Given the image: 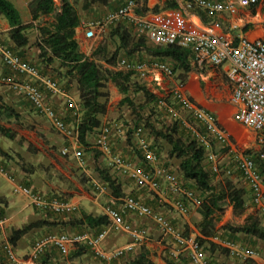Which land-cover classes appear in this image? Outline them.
<instances>
[{
    "label": "built area",
    "instance_id": "2783aa9c",
    "mask_svg": "<svg viewBox=\"0 0 264 264\" xmlns=\"http://www.w3.org/2000/svg\"><path fill=\"white\" fill-rule=\"evenodd\" d=\"M174 1L177 7L154 11L152 9L142 10L141 4H137L135 0H125L115 11L102 19L82 18L79 26L82 28L84 38L91 40L97 34L105 33L111 24L125 22L133 27L134 32L144 34L148 42L152 44L189 48L191 61L195 67L202 68L207 64L214 66L228 64L226 76L231 88L229 101L233 108V119L254 133H264V37L249 39L243 35H227L223 31L219 16L222 13L235 15L240 8L258 6L262 0ZM192 11L196 19L190 18L188 12ZM199 11L204 12L206 20L198 16ZM0 61L16 75V78L0 75V83L10 86L24 96L31 103L32 108L68 140V144L62 148L61 153L67 155L72 150V156L80 166H84L82 152L77 149L78 140L75 128L69 127L47 97L48 93L60 95L71 114L78 116V105L70 92L61 88L51 78L41 75L33 64L21 59L2 43H0ZM118 68L132 71L152 92L159 88L168 90L180 108L191 115L196 120V124H202L204 133L198 130L200 125L194 122L186 126L203 146L208 148L209 139L212 138L228 147V131L217 123L213 112L200 107L187 96L184 91V80L178 78L167 63L157 59L120 58ZM167 79L171 84L167 83L164 86L163 81ZM159 98V104L163 105V100ZM120 127L117 120L102 123L95 138L94 146L106 157L108 167L130 179L139 188L162 196H172V206L181 215L188 214V204L200 205V199L181 184L179 176L160 164L156 151L151 146V142L146 139L141 126L134 127L131 135L148 169L138 164L140 159L133 161L113 153L110 140L116 132L122 131ZM228 152L232 155L234 170L239 173L250 190L252 206L259 215H264V180L257 172L252 154L237 152L232 148H229ZM207 159L213 172L218 174L221 169L218 165L217 154L209 149ZM2 172L4 170L0 165V173ZM231 173L230 169L226 170V174ZM92 186L97 192L104 190V186L98 181H93ZM12 193L28 197L30 202L41 210L65 214L75 210V205L69 201L51 197L21 182L13 183ZM129 213L150 219L163 235L171 238L176 247L188 256L191 264H213L196 235L185 234L176 229L164 214L132 195L122 198L118 207L107 206L104 209L108 224L96 235L51 232L36 238L26 257L17 256L14 248L7 241L4 249L12 264H37L38 255L53 246L64 257L63 264H72L69 258L70 251L86 244L101 260L110 262L120 257L125 251L131 250L134 244L130 243L109 251L104 250L100 244L109 232L126 233L134 243L145 238L144 228L134 227L124 218ZM211 240L241 260L252 258L255 255L252 249L242 248L231 240H222L218 237H213Z\"/></svg>",
    "mask_w": 264,
    "mask_h": 264
},
{
    "label": "trees",
    "instance_id": "16d2710c",
    "mask_svg": "<svg viewBox=\"0 0 264 264\" xmlns=\"http://www.w3.org/2000/svg\"><path fill=\"white\" fill-rule=\"evenodd\" d=\"M79 1L81 2V8L83 10L88 11L93 6H102L112 10L110 12L112 13L125 0H59V4H56L54 0H27V7L31 15V22L27 24H23L19 10L10 0H0V15L6 20L10 27L8 30L9 44H4L1 41L0 43L10 48L21 59L30 62V58L25 56L24 52L25 48L29 45V38L26 30L34 27L33 29L36 30V36L31 46H35L37 49V59L40 67L38 68L35 63H31L32 61L30 63L33 64L43 76H48L47 74L56 72L53 76L58 78V80L64 79L67 80V82L74 80L76 83L78 90L77 104L79 116L72 115L71 111H69V113L75 125L74 128L77 133L79 144L87 145V136L95 131L98 133L102 125L100 117L105 114L107 110L108 93L105 90V85L107 81H111L122 94L119 104L127 105L131 112L137 115L134 124L130 125L127 129V134L142 162V167L148 169V165L145 164V161L137 149L136 142L132 139L131 132L136 126H141L144 131L143 125L139 124L142 119L137 109H143L146 105L145 102H152L160 106V98L148 89L132 71L118 68V57L123 53L125 56L121 58L136 59L132 58L134 54L145 51L157 60L167 63L173 72H175V74L177 73L176 76L178 78L185 80L187 72L191 69V51L189 48L176 45L161 46L152 44L148 42L144 34L134 32L130 24L117 22L108 27V31L104 34L105 37L101 43L94 48L89 55H85L80 50L79 43L75 38V29L81 22V15L75 6ZM135 1L137 4H141L142 10H159L157 6L149 8L147 6V0ZM164 7H177V4L174 0H166L164 2ZM199 14L202 19H204V13L199 11ZM42 17H47L48 19L42 20ZM110 41L113 43V50L111 51L108 49ZM104 63L107 66H104ZM48 66H52V71H48ZM3 68L5 71L4 73H0V75L16 78V75L6 65H3ZM51 79L59 84L56 79ZM11 89L22 96L15 89ZM136 93H141L144 98V103L136 104L132 98V95ZM22 97L32 106L24 96ZM18 117L19 113L12 106L0 103V121L16 120ZM188 117L190 122L196 124V120H194L191 115L188 114ZM173 119V122L166 124L164 128L161 129H155L149 121V118H145V125L150 128L152 133V140H150L151 146L155 149L160 164L169 168L171 172L176 173L179 176L181 184L186 189L191 190L201 201L198 208L201 217L197 226L200 234L196 235V238L203 246V249L205 243L211 244V238L213 237H218L222 240L228 239L237 245L245 241V238H253L255 241H260L262 246L261 251L264 252V215L248 213L244 217L242 224L226 226L229 237L231 238L222 237L218 234L216 222L219 219V215L224 212L226 207H231L234 216L245 214L246 191L243 187L235 185L232 180L228 178L229 175L215 183L212 177L217 174L213 172L211 164L207 159V151L212 149V144L215 141L210 138V146L206 148L193 136L189 129L186 130L181 125V119H179V117L175 116ZM196 125H200L198 126V130L204 133L205 130L202 124L197 123ZM0 132L8 137L13 136L12 133L5 130L2 126H0ZM160 141H163L166 147L164 150H162V146H160ZM110 147L113 153L119 154L114 152L112 146ZM162 151H165L164 156L162 155ZM98 153L102 157L104 156L97 150L96 154ZM262 155V152H257L255 155H252V158L255 162L257 172L264 180V158ZM121 156L124 157L123 155ZM174 159L177 161L175 164H173ZM97 161V158H95L94 162H96V164L94 169L97 171L98 178L101 182L98 180L96 181L107 187L114 197L120 199V203L121 199L126 195H132L138 198L135 192L131 191L129 194H126L121 181L110 173V167L106 164L103 166V164H99ZM232 165L234 167V163H232ZM222 171L220 173H223ZM128 180L131 182L130 179ZM24 185L28 186L27 183H24ZM137 189L142 188L137 187ZM50 196L62 199L57 193H50ZM249 198L252 205L251 193ZM144 203L148 205L146 202ZM110 207L116 208L115 205ZM44 211L51 214L73 216L66 222V224L72 228L71 233H67L66 231L60 233H89L91 235H96L108 224V218L104 213L97 215L82 213L79 216H74L76 210L68 214L54 213L49 210ZM46 223L47 222L43 220H36L12 229L7 238V242L14 248L21 237ZM48 233L51 232L45 234ZM186 233L187 232H185V234ZM255 241L252 247L246 246L244 248L253 249L256 247ZM5 242L0 246V264H12L4 249ZM85 250H89L94 254L89 246L83 244L73 249L69 253V257L71 259L78 257L84 253ZM56 253L60 254L57 248L53 246L45 249L38 255L36 263L52 264L53 256H55ZM184 255V257L188 258L186 254ZM125 256H128V258L124 259L122 264H155L150 256L149 250L145 246H140L137 250H135V246H133L131 250L125 251L120 257L110 261L109 264L117 262L120 258ZM96 257L101 260L98 256ZM166 261L167 264H187V262L182 259L173 260L169 258ZM188 262L191 264L189 259Z\"/></svg>",
    "mask_w": 264,
    "mask_h": 264
},
{
    "label": "crops",
    "instance_id": "0c3cea01",
    "mask_svg": "<svg viewBox=\"0 0 264 264\" xmlns=\"http://www.w3.org/2000/svg\"><path fill=\"white\" fill-rule=\"evenodd\" d=\"M10 1L16 6L19 12H20V7L26 2L25 0H23L24 2L23 1L20 2V0H10ZM165 1L166 0H147V6L149 8H152V6L154 5H160V7H158L159 9L165 8L164 7ZM263 1L264 0H262L260 4L255 7L240 8L238 13L235 15H228L227 13L220 14L219 16L222 21L223 31H225V33L230 36L243 35L245 37H248L249 39L264 37V24H263V20H261L262 17H261V13L259 9ZM188 14H190L191 19H196V16L193 11L188 12ZM198 16L201 17L200 14ZM21 19H22L23 24H27L31 22V20L23 21L22 15H21ZM206 19L207 18L204 14L203 20H206ZM9 29L10 27L8 23L0 15V41L1 42H3L2 39L4 37H6V39L9 40V37H8ZM75 38L79 43L80 50L85 55H89L90 48L86 45V42H85L86 39L83 36V31H82L81 26L76 27ZM149 56L151 57L150 59L155 58L152 55H149ZM135 60H144V59L142 58V59H135ZM227 65L228 64L214 66V65L207 64L203 66L202 68H198L192 64V61L190 59L191 69L187 72L186 78L184 80L185 82L184 91L187 94V96L200 107L213 112L214 115H216L215 117H217L218 120L220 121H224L226 117L228 116V114H230L231 111L233 110L231 103L229 101L231 88H230V83L226 76ZM47 69L48 71H50L52 69V66H48ZM4 71L5 70L0 61V73H4ZM55 74L56 72H54L52 75H55ZM63 82L65 83L63 89L66 90L67 92H72L73 94L75 93L74 99L78 101V90H77L75 81L71 80L70 82H67V80H65ZM163 83H164V86L167 85V83L171 84L170 80L168 79L164 80ZM47 97H49L48 98L49 101L52 102V105H54V107H56L59 115L68 123L69 127L73 128L75 125L73 123L72 116L69 113L70 110L64 104L63 98L60 95H51L49 93L47 94ZM118 98H120V96H118ZM60 100H62V102H60ZM17 101H18L17 93L14 90H12L9 86L0 83V103H4L9 106H12L18 113H20L18 110L19 107L17 106ZM111 103H113L112 99H110L107 103V110L105 114H103L100 117L101 123L111 121V120H107V117L113 116L116 114L114 112L109 111V109L114 107V104L110 106ZM0 122H3V121H0ZM236 125L239 128L241 127V129H244L245 131L252 132L250 129L241 126L238 122L235 121L233 123V126L235 127ZM12 129H14V126H12ZM0 136H1V132H0ZM96 136H97V133L95 135V138ZM113 136L111 137V140H110L111 146H112ZM13 138L18 139V135H16ZM46 144L47 142H44V145ZM67 144H68V140L65 139L64 145H67ZM81 146L82 144L78 143L77 149H79L80 151L82 148ZM0 152H1L0 162L5 161L6 160L5 157L7 158L8 155L10 156V154L7 151V148H3L2 146H0ZM62 158L63 159L61 158L58 159L62 166L57 165V168L59 170L57 176H53V175L51 176L48 174L39 176V174L36 175L35 172L32 174L31 172H27V173H22L18 178L12 175L11 171L5 170L4 167L0 164L4 170V172L0 173V219H1L0 242H3L4 240L8 238L12 229L18 228L25 223H29L31 221H36V220H43L47 222L41 227L35 228L34 230L24 235L17 241L16 245L14 246V251H16V254L19 257H26V255L29 253V252L27 253L25 252L26 249H29L28 251H30L34 240L47 232H59V233L63 231L71 232L72 228L68 224H66V222L73 216L51 214V213L45 212L44 210H41L40 208L34 206L30 202L28 197L23 196L21 194L12 193L13 183H19V182H21L22 184L27 183L28 186L31 187L32 189L34 190L38 189L37 191L45 193L46 195H50L49 194L50 192L59 193L58 195L60 197H62L63 199L75 205L76 212L74 213V216H79L82 213H89L92 215L103 214L104 209L107 206L115 205L116 207H118L121 204L120 199L114 197L107 187L104 186L103 192H97L95 191V189H93L92 182L96 180L100 181V179L98 178L97 171L94 169L96 162L94 161L92 162V165H93L92 168L87 167V164L84 163V166H81L82 167L81 169L82 171H85L86 174L85 175L82 174V176L79 179L78 178L79 173L76 170V167H78V165L76 164L74 159L70 156L69 157L64 156ZM1 163L3 165L5 164L4 162H1ZM141 163H142L141 161H138V164H141ZM219 163L221 166V162ZM5 168L8 169L6 166ZM233 168L234 167L232 163H229V162L225 163L223 166H221V171L223 170L222 171L223 173L221 174L223 175V177H226L227 175H229L228 178L232 180V182L235 185L241 186L245 189L246 205L247 204L251 205L250 198H249L250 190L248 186L244 183L241 176L235 170L233 171ZM227 169H230L232 173L226 174ZM79 171L81 170L79 169ZM115 176L118 178V180H120V177H118L117 175H114V177ZM133 189H134L133 187H129L127 190L128 192H125V193L129 194L131 191L135 192L136 193L135 195H137L139 199H141L144 202L147 201V198H145V191H148V190L142 189L144 191L141 192L140 189H137V190H133ZM152 196H153L152 198L157 202V205L153 206L152 204L148 202L146 203L151 208L155 209L158 212H161L167 218H169L171 224L176 229H179L181 231H184V232H187L193 235L200 234L198 227H197L198 222H196L201 217L198 212L199 205L188 204L189 213L186 215H181L178 212H176L172 206V201H173L172 196L170 195H168V197L162 196L154 192ZM144 198L146 199V201L144 200ZM150 200H152L151 197H150ZM228 208L231 211V207H228ZM247 214L248 213L245 212L244 215L246 216ZM178 216L181 218L180 220L181 222H178L177 220H175L176 218H178ZM134 217H137V216H135L132 213H129V214H126V217L124 218L128 222H130L134 227L143 228L141 225H138L137 223L134 224L135 223ZM137 218H141V217H137ZM217 222H216V228L219 229L221 225L217 224ZM242 222L243 220L241 221V224ZM115 233H122V232H109L107 236L101 241L100 246L102 249L109 251L116 247L123 246L121 245V242L119 240H116V238L113 236ZM122 234L126 235V233H122ZM160 235H161L160 238H156V240L151 239L150 242H146L145 244L141 245V246H145L149 250L150 256L155 262V264H167L166 260L169 258L173 260L182 259L183 261L187 262V264H189L188 258L184 257L185 256L184 253L181 252L176 247L172 239L163 235L162 233ZM211 241L213 243L211 242V244L209 245V249L208 250L205 249V250L213 264H242V261H239L237 257L235 258V256L231 255L228 252V250H226L220 244H218L214 240H211ZM254 241L255 240L253 238L252 239L245 238V241L238 243V245L243 248L246 246L252 247V244L254 243ZM255 243L259 245L260 248L262 247L259 240H256ZM259 254L260 255L255 253V255L252 257L253 260L256 262L255 264H264V252L260 251ZM86 256L87 257L89 256V259L96 258L98 260V258L94 254H92L91 251L89 250H85V252L79 255L78 257H80L81 259H84ZM102 262H105V261H102ZM107 263L109 264V262ZM243 264H251V263L246 262Z\"/></svg>",
    "mask_w": 264,
    "mask_h": 264
},
{
    "label": "rangeland",
    "instance_id": "374dc122",
    "mask_svg": "<svg viewBox=\"0 0 264 264\" xmlns=\"http://www.w3.org/2000/svg\"><path fill=\"white\" fill-rule=\"evenodd\" d=\"M22 1L23 0H20V2ZM25 1L26 2L20 7V14L22 15L23 21H30L31 15L27 7V0ZM55 3L59 4V0H55ZM263 3H261L262 5L259 7V9H260L261 17H262L261 20H263V24H264V4ZM75 6L81 15V18H85V19H100L112 11L102 6H93L88 11L83 10L81 8L80 1L77 2ZM154 6L160 7V5H154ZM42 18H43L42 20L48 19L47 17H42ZM106 32L103 33L102 35L97 34L96 37L91 40H88V39L85 40L86 45L90 48L89 54L92 52L94 48H96L101 43V41L105 37L104 34H106ZM26 33L29 38V45L24 50L25 56L29 57L30 62L32 61L31 63H35L37 67L39 68L40 64L37 59V49L35 46L34 47L31 46L36 36V30L32 28H28L26 30ZM2 40L5 44H9V40L6 39V37H4ZM108 49L109 51L113 50V43L111 41L108 45ZM124 56L125 55L121 53L118 58L120 59L121 57H124ZM132 58H136V59L143 58L144 60H151L150 59L151 57L145 51H141L138 54H134ZM104 66H107V65L104 63ZM47 75L50 78L56 79L59 83V86L64 88V84H65L63 82L65 81L64 79L58 80V78H56L52 74H47ZM105 90L108 93L107 100L108 101L110 99L113 100V103H111L110 106L114 104V107L109 109V111L116 113L113 116H108L107 120H112V119L117 120L121 126L120 128L122 129L121 132H116L114 134L112 138V148L114 152L119 153L126 158H129L132 160H138L139 156L137 152L135 151V149L133 148L132 141L131 139H129V136L127 134V129L129 128L130 125L134 124V120L137 119V115L136 114L134 115V113H132L131 110L127 107V105L119 104V100L121 99L122 94L118 91L116 86L111 81L106 82ZM153 92L157 95V97H161L164 104L157 106L152 102L150 103L145 102L146 105L143 107V109L141 110L137 109V111H139L138 113H140V118L142 119V121H140L139 124L143 125L144 127V133H145L146 139L149 141L152 140V137H151L152 133L150 131V128H148L145 125V118H149V121L151 122V124L154 126L155 129H161V128H164L166 124L173 122L174 121L173 117L176 116V117H179V119H181L180 121L181 125L187 130L188 128L186 124L190 123L188 114L185 110L180 108V106L177 104L176 100L170 95L168 90H166L165 88L155 89ZM70 93H71V96L74 98L75 93L74 94L72 92ZM118 96H120V98H118ZM17 97H18L17 106L19 107L18 110L20 112L19 117L16 120L11 119V120H4L3 122H0V125L4 127L8 132L12 133L13 137L18 135V139H16L13 137L5 136L1 133L0 146H2L3 148H7V151L10 154V156L8 155L7 158L5 157L6 160L3 159L5 161H1L5 163L4 165L0 162V164L4 167V169L11 171L12 175L18 178L22 173H27V172H31V174L35 172L36 175L39 174V176H43L44 174H48L51 176L52 175L57 176L59 172L57 165L62 166L58 159L60 158L63 159L62 157L64 156L65 157L70 156L74 159V161L78 165V167H76V170L79 173L78 178L80 179L82 174L85 175L86 174L85 171H82L81 169L82 167L78 164L77 160L72 156V153H71L72 150H70L67 155H63L61 153L62 148L65 146L64 145L65 137L62 136L59 132H57L43 116L39 115L32 108V106H30L23 99L22 96L17 94ZM132 98L136 102V104L144 103V98L141 95V93L133 94ZM60 102H62V100H60ZM75 102L77 103L76 99H75ZM216 119H217V123L221 127L225 128L229 133L228 142H227L228 147L216 141L212 144V147H211L212 152L217 154V161H218V165L220 169H221V166H223L225 163H228V162L232 163V155L230 152H228L229 148H232L236 150L237 152L249 153L252 155H255L257 152H262L263 153L262 157L264 158V133H254V132L245 131L244 129H241V127L239 128L237 125L234 127L233 123L235 122V120L233 119L232 111L230 114H228V116L226 117L224 121L218 120L217 117ZM12 126H14V129H12ZM96 133L97 131L89 134L86 140L87 145L81 146L82 147L81 152L83 154L84 161L87 164V167H91V168L93 166L92 162L95 160V158H97L98 160L97 162L99 164H103L104 166V162H105V164L107 165L106 158L104 156L102 157L101 155H99V153L96 154L97 150L94 146V142H95L94 140H95ZM44 142H47V144L44 145ZM159 143H160V146H162V150H164L166 147L163 141H160ZM164 153L165 151H162L163 156H164ZM176 162L177 161L174 159L173 164H175ZM219 162H221V166ZM5 166L8 169H6ZM79 169L81 171H79ZM110 171L113 175H117L118 177H120V181L122 183V186L124 187V192H128L127 190L129 187H133L134 188L133 190H137V187L134 186L132 182H130L125 177H121L120 174L116 170L110 168ZM220 172L217 175H214L212 177L215 183L218 180L223 178V175ZM140 190L141 192L144 191L142 189ZM50 193H53V192H50ZM152 195H153V192L145 191V198H147V201L145 198L144 200L152 204L153 206H155L157 205V202L152 198L153 197ZM150 197L152 200H150ZM246 213L259 214L254 209V207L249 204L246 205ZM179 216L175 220H177L178 222H181L180 221L181 218ZM244 216H245L244 214L241 216H234L232 214V210L230 211V209L226 207L224 209V212L219 215L217 224H220L221 227H219L218 229V234L222 237L231 238L229 237L226 226H230V225L235 226V225L241 224V221L244 219ZM199 220L196 222H199ZM134 222H135L134 224L137 223L138 225H141L143 228H145L146 230L145 238H143L141 241H138V242L136 241L134 243L133 239L130 238V236H128L127 234L125 235L122 233H115L113 236L116 238V240H119L121 242V245L125 246L131 243V244H134L133 246H135V250H137L142 244H145L146 242H150L151 239L156 240V238L161 237L160 235L161 232L159 231V229L155 226V224H153L150 220H148V218L145 219V218L134 217ZM67 233H71V232H67ZM5 241H7V239L4 240L3 242H0V246ZM119 247H122V246H119ZM254 248L252 250L255 251L256 254L260 255L259 254L261 251L260 246L256 244V247ZM204 249L208 250L209 244L205 243ZM28 250L29 249H26L25 252L26 253L29 252ZM126 258H128V256L122 257L117 262L110 263V264H122V262ZM237 259L239 261H242V264L246 262H249L251 264L256 263L253 260V258H247L245 260H241L239 258ZM63 260H64V257L56 253V255L53 256L52 264H63ZM71 260H72V264H108L107 262L106 263L102 262L99 259L98 261L96 258L89 259V256L88 257L86 256L84 259L77 257Z\"/></svg>",
    "mask_w": 264,
    "mask_h": 264
}]
</instances>
